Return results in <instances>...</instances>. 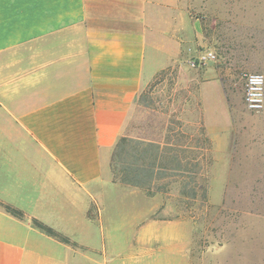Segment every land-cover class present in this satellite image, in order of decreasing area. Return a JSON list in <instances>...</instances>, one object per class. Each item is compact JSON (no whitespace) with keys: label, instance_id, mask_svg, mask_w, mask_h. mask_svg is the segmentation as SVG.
Listing matches in <instances>:
<instances>
[{"label":"crops","instance_id":"obj_1","mask_svg":"<svg viewBox=\"0 0 264 264\" xmlns=\"http://www.w3.org/2000/svg\"><path fill=\"white\" fill-rule=\"evenodd\" d=\"M182 7L181 0H0V203L24 214L0 207V264H191L194 230L164 216L162 195L103 179L137 97L173 56L149 13ZM96 18L105 24L91 25ZM176 22L169 37L179 45ZM81 27L85 51L60 54L41 73L34 54L24 55L27 69L7 63L19 59L14 50ZM67 60L80 69L73 87L60 80L52 88L61 94L47 97ZM103 188L115 196L107 200ZM33 219L70 243L35 229Z\"/></svg>","mask_w":264,"mask_h":264},{"label":"rangeland","instance_id":"obj_2","mask_svg":"<svg viewBox=\"0 0 264 264\" xmlns=\"http://www.w3.org/2000/svg\"><path fill=\"white\" fill-rule=\"evenodd\" d=\"M181 3L177 13H149L165 36L158 43L173 56L169 62L165 56V67L137 97L121 137L164 148V164L174 170L160 173L151 193L163 196L166 218L194 230L191 264H264V110L249 112L244 103L245 75H264V0ZM173 20L179 45L169 37ZM87 39L86 28H76L14 50L19 59L7 63L27 69L32 61L24 55L34 54L41 73L60 54L85 51ZM58 72L47 97L61 94L52 88L60 80L73 87L80 69L67 60ZM126 151L129 162L137 153L130 143ZM103 179L115 182L112 156ZM100 191L107 200L115 196L110 188Z\"/></svg>","mask_w":264,"mask_h":264},{"label":"trees","instance_id":"obj_3","mask_svg":"<svg viewBox=\"0 0 264 264\" xmlns=\"http://www.w3.org/2000/svg\"><path fill=\"white\" fill-rule=\"evenodd\" d=\"M132 144L136 151V156L129 162L123 161L126 154L128 144ZM164 148L161 143L154 141H145L142 139H130L126 136L121 137L112 154V170L114 181H118L123 185L144 189L148 192V196H154L151 193L153 182L158 179L160 173L174 170L171 167H166L164 164ZM183 173H188L184 170ZM158 192H161L159 190ZM0 207L11 216L23 219L24 214L20 210H17L9 205L0 203ZM32 226L44 233L45 235L52 237L62 243H70V240L63 236L61 233L44 224L43 222L33 219Z\"/></svg>","mask_w":264,"mask_h":264},{"label":"built area","instance_id":"obj_4","mask_svg":"<svg viewBox=\"0 0 264 264\" xmlns=\"http://www.w3.org/2000/svg\"><path fill=\"white\" fill-rule=\"evenodd\" d=\"M245 107L249 112L259 113L264 110V75L250 73L245 75Z\"/></svg>","mask_w":264,"mask_h":264}]
</instances>
